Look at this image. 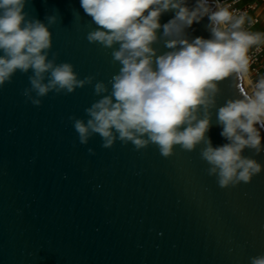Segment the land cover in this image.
<instances>
[{"label": "water", "instance_id": "water-1", "mask_svg": "<svg viewBox=\"0 0 264 264\" xmlns=\"http://www.w3.org/2000/svg\"><path fill=\"white\" fill-rule=\"evenodd\" d=\"M24 11L44 23L57 15L48 58L57 52L56 63H72L79 78L94 75L110 92L121 65L112 49L87 41L96 25L80 0H27ZM174 15L159 17L157 55L171 51L162 26ZM208 25L205 15L184 35L210 39ZM29 75L17 71L0 87V264H251L264 254V150L242 152L262 165L250 182L221 188L200 157L203 143L191 152L176 145L167 158L153 144L103 148L98 134L80 144L68 117L86 122L85 108L100 98L93 86L49 92L34 106L21 94ZM237 83L235 75L217 82L205 133L213 147L228 142L217 111L242 98ZM260 135L264 146V129Z\"/></svg>", "mask_w": 264, "mask_h": 264}, {"label": "clouds", "instance_id": "clouds-1", "mask_svg": "<svg viewBox=\"0 0 264 264\" xmlns=\"http://www.w3.org/2000/svg\"><path fill=\"white\" fill-rule=\"evenodd\" d=\"M26 2L0 0V87L10 83L17 71H31L29 87L21 94L26 102L40 106L49 92L66 95L92 85L100 98L85 108L86 122L68 117L80 144L98 134L103 148H111L116 140L123 145L131 142L135 150L153 144L167 158L176 145L191 152L203 143L200 157L221 188L248 183L261 172L262 165L242 152L245 148L257 154L264 150L260 135L264 78L251 93L237 83L242 98L229 99L218 108L220 135L227 143L213 147L205 135L210 109L216 107L217 82L230 75L243 82L249 71V49L264 44V34L244 29L245 14L234 15L219 6L212 10L208 0H196L191 9L185 0H80L84 13L96 25L87 32V41L112 49L113 62L121 65L108 81L109 92L105 82L94 75L79 78L72 63H56L57 52L48 58L52 49L49 28L57 15H48L47 23L30 18L24 11ZM169 10H175V15L163 24L162 37L171 51L157 55L152 45L158 40L159 17ZM205 15L211 38L197 36L189 41L184 29ZM88 152L94 154L91 148ZM250 262L264 264V254L251 257Z\"/></svg>", "mask_w": 264, "mask_h": 264}, {"label": "built area", "instance_id": "built-area-1", "mask_svg": "<svg viewBox=\"0 0 264 264\" xmlns=\"http://www.w3.org/2000/svg\"><path fill=\"white\" fill-rule=\"evenodd\" d=\"M214 4L216 10L217 6L227 7L230 12L234 15L245 14L247 15L250 11H255L257 6L263 5L264 0H254L253 2H246V0H208ZM258 23L257 19L251 20L247 25L244 26L246 30L248 27H252ZM250 64L247 79L249 80L248 87L251 93L252 87L255 83L264 78V44L256 46L253 50L248 53ZM243 87V86H242Z\"/></svg>", "mask_w": 264, "mask_h": 264}, {"label": "rangeland", "instance_id": "rangeland-1", "mask_svg": "<svg viewBox=\"0 0 264 264\" xmlns=\"http://www.w3.org/2000/svg\"><path fill=\"white\" fill-rule=\"evenodd\" d=\"M254 0H246V2L250 3V2H253ZM253 19H257L258 23L252 27H248L246 29V31H249V32H252V33H261V34H264V4L263 5H260V6H257L256 10L255 11H250L248 12V14L246 15V19H245V25H247L251 20ZM256 46H252L248 53L253 50ZM246 92L249 93L250 91V88L247 87Z\"/></svg>", "mask_w": 264, "mask_h": 264}, {"label": "bare ground", "instance_id": "bare-ground-1", "mask_svg": "<svg viewBox=\"0 0 264 264\" xmlns=\"http://www.w3.org/2000/svg\"><path fill=\"white\" fill-rule=\"evenodd\" d=\"M249 85V80L247 79V77L244 78L243 82H242V86L243 88L246 90V88Z\"/></svg>", "mask_w": 264, "mask_h": 264}]
</instances>
